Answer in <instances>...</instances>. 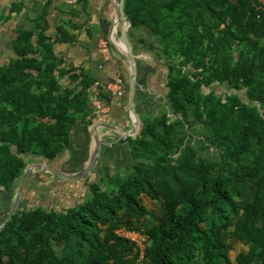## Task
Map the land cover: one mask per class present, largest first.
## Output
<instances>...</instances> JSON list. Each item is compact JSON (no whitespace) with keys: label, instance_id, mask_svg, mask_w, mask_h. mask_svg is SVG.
Listing matches in <instances>:
<instances>
[{"label":"trees","instance_id":"obj_1","mask_svg":"<svg viewBox=\"0 0 264 264\" xmlns=\"http://www.w3.org/2000/svg\"><path fill=\"white\" fill-rule=\"evenodd\" d=\"M258 4L125 0L132 26L151 28L160 42L170 111L144 120L141 135L128 139L134 165L125 173L103 171L82 202L67 211L19 207L0 231V264H264ZM24 5L12 0L10 14L0 9V23ZM48 14L43 5L30 27L18 29L16 57L0 66V196L9 201L0 223L28 164L53 162L68 150L99 81L84 68L63 67ZM58 34L59 42L76 39L62 27ZM219 85L226 87L221 93ZM100 88L102 102H110L114 96ZM145 198L159 210L151 211ZM122 227L148 235L142 261L136 244L117 233Z\"/></svg>","mask_w":264,"mask_h":264},{"label":"crops","instance_id":"obj_2","mask_svg":"<svg viewBox=\"0 0 264 264\" xmlns=\"http://www.w3.org/2000/svg\"><path fill=\"white\" fill-rule=\"evenodd\" d=\"M11 2L12 0H0V9L10 14ZM119 3L120 0H84L80 1L77 7H72L67 0H25L20 12H14L10 19L0 23L1 66L16 57L14 39L18 35V29L30 27V19L36 17L38 9L48 5V33L55 42L56 52L65 56L63 67L75 69L78 73L84 68L99 80L97 86L93 84L91 87L89 114L86 120L79 119L71 130L68 150L53 162L45 159L39 161H45L68 174L77 173L83 170L91 159L96 147L95 135L102 141L99 159L87 177L76 180L61 179L51 173H43L40 167H35V177L44 178L45 182L53 187L70 182L72 190L83 188L85 191L86 184L98 182L105 170L113 174L127 171L134 165L128 139L141 135L146 118L170 111L167 97L169 68L166 57L160 51V42L151 28L134 27L132 24L128 26L122 17ZM60 27L75 34L76 39L73 42H59ZM125 35L130 49L126 45ZM102 39L110 43L111 59L106 60L101 53ZM130 52L136 69L130 59ZM117 73L125 79L121 93L114 96L110 102L103 100L108 108L95 114V92L97 89L101 90V83L108 90L109 82ZM133 75L135 81L132 93ZM132 105L140 120L136 119ZM45 174H48V177H44ZM30 186L32 188L34 185Z\"/></svg>","mask_w":264,"mask_h":264},{"label":"rangeland","instance_id":"obj_3","mask_svg":"<svg viewBox=\"0 0 264 264\" xmlns=\"http://www.w3.org/2000/svg\"><path fill=\"white\" fill-rule=\"evenodd\" d=\"M223 89L226 87L216 86V90L218 93L223 92ZM208 91V89H207ZM242 95V93H241ZM245 98V96L243 95ZM37 159L36 162H38ZM32 163L28 164V166ZM126 171L122 170L121 173H125ZM111 173V172H110ZM36 173L32 174L29 183L34 185L32 188H26L24 191V195L21 198L20 208H27L35 205H44L48 208H53L57 211H67L68 209L74 207L76 204L82 202L84 198L87 197L89 189V185L86 184L85 191L81 189H73L72 184L60 183L55 185V187L48 185L46 180L39 179ZM44 177H48V174H45ZM47 179V178H45ZM43 185V186H42ZM38 187V188H35ZM71 188V189H70ZM145 205L151 210L157 212L159 210L158 206L154 203V200L145 198ZM11 206V205H10ZM9 207V201L5 196H0V212L2 209ZM10 211V210H9ZM148 236V235H147ZM144 246L147 248L149 245V238H147L146 242H143ZM235 247H244V243L242 241H237ZM145 248V252H146ZM145 256V255H144ZM144 258L140 257L139 260H143ZM232 259L235 260V256H232ZM140 264V262H139Z\"/></svg>","mask_w":264,"mask_h":264},{"label":"water","instance_id":"obj_4","mask_svg":"<svg viewBox=\"0 0 264 264\" xmlns=\"http://www.w3.org/2000/svg\"><path fill=\"white\" fill-rule=\"evenodd\" d=\"M119 4H120V10H121L122 17L126 21L127 25L129 26L131 24V21L128 18L127 13L125 12V0H120ZM124 37H125L126 45H127L128 49H130V43L127 39V36L125 35ZM129 56H130V59L132 60L134 68L136 69V63L132 57V52L129 53ZM134 81H135V75H133V77L131 79V91H132V93H133V89H134ZM132 110L136 115V119L140 120V117L137 115L133 105H132ZM95 138H96V147H95V149L91 155V159H90L88 165L83 170H81L77 173H73V174L65 173L61 170H58V169L52 167L51 165H49L45 161H38V162L32 163L29 166H27V168L25 169L23 175L21 176V178L19 180L17 189L15 191V194H14V197H13V200L11 203L10 211H9L7 217L0 223V231L6 226L7 222H9L13 218L14 214L19 209L23 191H24L26 185L29 183V179H30L31 175L36 172L35 167H40L41 172L51 173V174H53L56 177L61 178V179L76 180V179H82V178L87 177L89 175L90 171L95 166L96 162L98 161L99 156H100V152H101L102 141L99 140L96 135H95Z\"/></svg>","mask_w":264,"mask_h":264},{"label":"built area","instance_id":"obj_5","mask_svg":"<svg viewBox=\"0 0 264 264\" xmlns=\"http://www.w3.org/2000/svg\"><path fill=\"white\" fill-rule=\"evenodd\" d=\"M67 1L72 7H77L81 0H67ZM258 8L260 10H264V0H259ZM100 50L103 57L106 60L111 59L112 51L110 48L109 41H107L106 39H102L100 43ZM98 83L99 82H95L94 85L97 86ZM124 84H125V79L120 73H117L114 75L113 79L109 82L108 90L113 96H117L121 93ZM93 103L95 105V110H94L95 114H99L108 108V105L102 102L99 89H97V91L94 94ZM117 233L133 241L136 244V248L140 253V257L144 258L146 247L144 246L143 242H146L148 238V236L145 233L136 230H129L125 227L119 228L117 230Z\"/></svg>","mask_w":264,"mask_h":264}]
</instances>
